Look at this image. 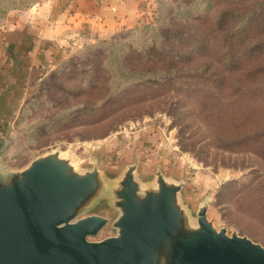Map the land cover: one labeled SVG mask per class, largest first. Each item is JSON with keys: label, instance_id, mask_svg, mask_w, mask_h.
<instances>
[{"label": "rangeland", "instance_id": "374dc122", "mask_svg": "<svg viewBox=\"0 0 264 264\" xmlns=\"http://www.w3.org/2000/svg\"><path fill=\"white\" fill-rule=\"evenodd\" d=\"M192 1L190 8L187 3ZM161 5L163 16L186 6L178 14L186 17L184 28L190 26L187 22L202 23L208 33L214 31L210 45L201 50L193 52L186 43L183 51L194 63L190 70L165 78L135 75L122 80L114 77L119 64L131 68L127 62L139 60L127 48L123 59L113 67L107 63L99 74V58L91 50L82 52L84 45L60 47L61 56L46 62L30 87L7 98L13 113L0 153L14 170L53 152L80 173L97 168L102 190L80 217L97 213L110 222L90 240L117 233L112 224L120 210L114 205V190L128 167L135 165L136 179L143 185H155L158 171L169 182H183L180 199L194 225L199 206L206 204L217 229L264 246V73L254 68V75L241 80L240 71L225 67L232 58L236 62L234 54L246 60L243 70L264 61V0H161ZM231 6L248 10L235 17L239 22L256 14L246 34V41L257 42L249 56L228 43L234 33L222 39L216 34L213 19ZM167 21L162 32L166 56L178 48L173 30H168L175 21ZM124 31L127 28L100 41L123 37ZM132 44L128 39L126 46ZM225 74H230L226 85L219 79Z\"/></svg>", "mask_w": 264, "mask_h": 264}, {"label": "water", "instance_id": "95a60500", "mask_svg": "<svg viewBox=\"0 0 264 264\" xmlns=\"http://www.w3.org/2000/svg\"><path fill=\"white\" fill-rule=\"evenodd\" d=\"M135 169L114 190L117 233L96 241L109 218L80 213L102 190L97 168L80 173L53 152L14 170L0 155V264H264V246L217 229L206 204L192 223L183 182L158 171L155 185H143Z\"/></svg>", "mask_w": 264, "mask_h": 264}, {"label": "crops", "instance_id": "0c3cea01", "mask_svg": "<svg viewBox=\"0 0 264 264\" xmlns=\"http://www.w3.org/2000/svg\"><path fill=\"white\" fill-rule=\"evenodd\" d=\"M156 9L157 0H41L14 10L0 28V152L12 120L7 98L30 87L44 64L61 56L60 47H80L134 28ZM2 163L8 168L3 156Z\"/></svg>", "mask_w": 264, "mask_h": 264}, {"label": "trees", "instance_id": "16d2710c", "mask_svg": "<svg viewBox=\"0 0 264 264\" xmlns=\"http://www.w3.org/2000/svg\"><path fill=\"white\" fill-rule=\"evenodd\" d=\"M39 1L41 0H0V25L4 20H6V16L9 12L13 10L27 9ZM194 3V1L189 2L187 3V6L191 8ZM185 7L186 6L173 8L170 13H165L163 16L160 12H162V9L164 8L161 5V0H157V9L155 12L156 16L153 22H142L140 25L130 28V30L127 28V31L122 33L123 37H115L106 41L97 40L98 42L92 45L91 43L85 44L82 52L91 50V55L95 58H99L100 62L97 64V70L99 74H101L104 72L103 68L107 65V63L113 67L115 65L114 63L123 59V56L126 54L124 51L127 48V53H132L133 57L137 55L139 60L134 63L127 62L131 65V68L123 65V63L119 64V66L115 69L114 77H117L118 75L119 79L122 80L135 75L144 77L148 75H160L165 78L166 76H172L185 71L187 72L188 69H191V65L193 67L194 63H192L193 59H191V63L187 61L189 54L183 51L184 48L187 47L186 43H188V46L193 49V52L201 50L203 46H206L207 44L210 45L211 35L214 34V31L208 33L202 23L193 24L187 22L190 26L188 28H184L183 23H185L184 18L186 17H179L178 14L182 13L185 10ZM247 11L248 10L246 8L240 9V7L238 8L236 6L226 7L221 13H217V16L213 19V25L215 27L216 34L220 36V39L228 33H234L231 39H228L230 41H226V43H230L233 46V49L236 48V51L238 50L239 52H244V55L249 56L250 52L255 49L254 46L257 42L246 41V34L250 27L248 24H250L252 17L254 21L256 14H248L244 17V20L240 22L235 20V17L238 18L239 16L246 14ZM239 13H242V15ZM229 16H232L234 20H227V17ZM179 19H181V21L177 22ZM167 20L175 21V26H169L168 30H173L174 33L172 34V41L176 42L178 48H173L172 54L166 56L165 53H162V38L164 37L162 32L166 30L164 29V26L168 23ZM182 28H184V30ZM175 29L178 30L174 31ZM148 35L152 38V42L147 37ZM130 38L133 40V44L130 48H128L126 46V42ZM175 51H177V53H174ZM234 57L237 59L236 62L232 58L233 63L229 60L227 66L225 67H229L231 69L230 72L240 71L241 80L242 77L248 78L249 73L253 72L254 68H256L255 72L264 73V61L243 70L242 67H245L244 64L246 60L243 58L239 61V56H235V54ZM103 60H105L104 63L102 62ZM101 62L102 64H100ZM255 72H253V75ZM229 76L230 74H225L219 79L226 85ZM93 92L94 94L98 93V87H95Z\"/></svg>", "mask_w": 264, "mask_h": 264}]
</instances>
